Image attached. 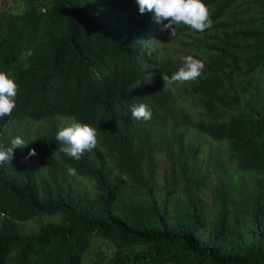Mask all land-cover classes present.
I'll list each match as a JSON object with an SVG mask.
<instances>
[{"label":"trees","instance_id":"1","mask_svg":"<svg viewBox=\"0 0 264 264\" xmlns=\"http://www.w3.org/2000/svg\"><path fill=\"white\" fill-rule=\"evenodd\" d=\"M203 2L212 27L175 37L136 0L0 6V146L26 144L0 165V264H264V0ZM159 39L201 76L165 84L183 60ZM73 121L97 130L78 161L56 140Z\"/></svg>","mask_w":264,"mask_h":264},{"label":"clouds","instance_id":"2","mask_svg":"<svg viewBox=\"0 0 264 264\" xmlns=\"http://www.w3.org/2000/svg\"><path fill=\"white\" fill-rule=\"evenodd\" d=\"M139 12L153 13L156 23L161 25L160 31L170 30L171 37L176 36V25L184 24L193 30L204 32L212 27L210 11L203 0H136ZM151 16V15H150ZM167 21V23H164ZM33 54L32 49H27L20 56L21 60H27ZM204 70L202 60L188 55L183 58L182 66L171 77L163 75L165 84L179 82H191L197 80ZM18 85L8 74L0 71V119L10 116L16 107L15 97ZM131 115L136 120H150L152 111L145 103H139L131 107ZM56 140L62 145L59 151L74 160H80L83 153L97 147V130L89 124L73 121L69 126L57 132ZM24 140L17 136L11 140L10 147L0 146V165L10 163L14 157V149L24 148ZM35 149H31L28 157L35 156ZM28 157H25L27 160ZM70 175H76V170L68 167Z\"/></svg>","mask_w":264,"mask_h":264},{"label":"rangeland","instance_id":"3","mask_svg":"<svg viewBox=\"0 0 264 264\" xmlns=\"http://www.w3.org/2000/svg\"><path fill=\"white\" fill-rule=\"evenodd\" d=\"M22 3V0H4V2H3V6H1V4H0V6L2 7V8H7V9H9V8H18V6L20 5ZM19 4V5H18ZM158 46L159 47H164L163 48V50H162V47H161V52H163V53H166V52H168L169 51V49H172V51L170 52V53H173L174 54V56L176 57V58H178V59H180V60H183V58L184 57H186V56H188V54L187 53H185L184 52V50L182 49V48H180L178 45H176V44H170V43H165V45H164V43H163V40H161V39H159L158 40ZM182 49V50H181ZM189 102H191V103H193V99H191V98H189V99H187ZM189 105V104H188ZM158 164H159V167H158V173H160V171H161V168L163 167V162L160 160V159H158ZM74 180L75 181H77L78 183H79V185L82 187H85L86 189H88L89 187H90V185H89V183H88V181L87 180H85V179H83L82 177H75L74 178ZM44 220V219H43ZM40 221H42V219L40 220V219H37V220H35L34 222H40ZM27 224H29V223H27Z\"/></svg>","mask_w":264,"mask_h":264}]
</instances>
